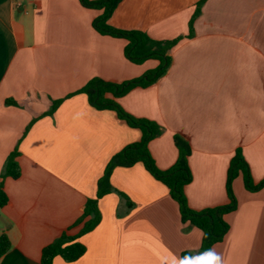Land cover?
Instances as JSON below:
<instances>
[{
  "label": "crops",
  "instance_id": "1",
  "mask_svg": "<svg viewBox=\"0 0 264 264\" xmlns=\"http://www.w3.org/2000/svg\"><path fill=\"white\" fill-rule=\"evenodd\" d=\"M203 1L123 0L110 20L157 41L181 38L168 72L118 102L162 127L149 146L160 170L179 159L176 136L190 146L193 180L185 193L195 211L229 203L237 150L255 184L264 181V0H205L191 32ZM101 14L80 0H0V183L9 198L0 234L12 244L0 264H41L46 247L65 233L78 235L75 224L96 199L106 167L141 140L116 113L72 96L94 78L121 84L157 66L131 63L125 40L95 31ZM16 151L21 176L3 179ZM111 184L126 198L99 200L101 221L81 238L85 255L53 264H204L202 232L182 222L167 187L142 164L116 168ZM233 190L238 209L227 217L231 230L210 264H264V190L249 193L242 178ZM184 253L195 259L185 262Z\"/></svg>",
  "mask_w": 264,
  "mask_h": 264
},
{
  "label": "trees",
  "instance_id": "2",
  "mask_svg": "<svg viewBox=\"0 0 264 264\" xmlns=\"http://www.w3.org/2000/svg\"><path fill=\"white\" fill-rule=\"evenodd\" d=\"M123 0H80L83 7L101 11L102 14L93 22V28L100 35L122 39L127 42L125 57L133 64H143L146 61H157L159 63L155 70L145 73L142 77L124 82L113 83L94 78L86 86L74 95H86L89 104L97 111H111L117 114L120 120L127 123L133 129L140 130L141 140L135 144L128 145L120 153L115 155L105 173L98 183L96 199H89L81 218L76 222L75 227L81 226L78 235L70 236L63 234L59 239L46 247L42 254L41 264H53L59 257L66 263H75L81 259L86 251V246L81 242V238L93 231L101 221L99 211V200L112 193L119 194L123 199L126 196L117 191L111 184V177L116 168H131L137 164H142L149 174L158 182L162 183L170 192L172 199L178 204L182 222L190 224L200 230L203 234L202 245L198 253L199 258L204 264H210L213 260V249L221 244L229 234L231 227L227 222V217L238 209V200L233 190V183L236 179L242 178L245 189L249 193H258L264 190V181L255 184L243 152L237 150L228 172L227 194L229 203L227 205L209 208L202 211H195L190 208L186 197L185 189L191 184L193 175L189 166L191 154L190 146L180 137L176 136L175 141L179 149V159L169 170H160L151 153L149 146L152 141L159 138L162 127L151 120L138 119L128 114L119 104L118 100L125 97L135 88H148L157 83L169 70L172 64L170 52L179 44L181 38L172 41H157L152 39L146 32L139 30H123L110 25V20ZM201 2L190 23V31L197 17L201 14ZM70 96V97H72ZM61 102L55 104L54 110ZM19 153L16 151L9 157L6 165L5 174L2 178L18 179L21 176V169L16 160ZM9 202V198L4 190L3 183H0V210ZM132 208L133 204H129ZM12 244L6 234H0V260L11 250ZM183 259L191 263L195 256L189 253L183 254Z\"/></svg>",
  "mask_w": 264,
  "mask_h": 264
},
{
  "label": "rangeland",
  "instance_id": "3",
  "mask_svg": "<svg viewBox=\"0 0 264 264\" xmlns=\"http://www.w3.org/2000/svg\"><path fill=\"white\" fill-rule=\"evenodd\" d=\"M151 62H155V63L157 64L156 68L158 67L159 63H158L157 61H154V60H152V61H146V62L143 63V64H139V66H142V65H144V64H146V63H151ZM136 65H137V64H136ZM156 68H154V69H156ZM154 69H153V70H154Z\"/></svg>",
  "mask_w": 264,
  "mask_h": 264
}]
</instances>
